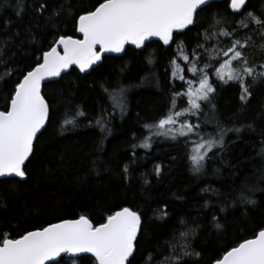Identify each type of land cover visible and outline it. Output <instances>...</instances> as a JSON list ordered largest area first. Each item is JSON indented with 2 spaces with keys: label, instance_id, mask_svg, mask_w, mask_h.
I'll return each mask as SVG.
<instances>
[{
  "label": "snow or ice",
  "instance_id": "1",
  "mask_svg": "<svg viewBox=\"0 0 264 264\" xmlns=\"http://www.w3.org/2000/svg\"><path fill=\"white\" fill-rule=\"evenodd\" d=\"M213 3L214 0H96L84 6L76 0H0V9L12 8L17 17H23L30 10L33 20L37 21L36 28L55 29L50 32L51 42L46 44L32 27L23 33L16 31L0 37L3 39L0 44V84L8 86L6 106L0 110V181L10 177L19 178L17 183L29 180L27 165L35 158L38 136L46 131V125L55 114V101L46 98L44 92L46 81L59 82L74 68L79 73L91 74L105 54H125L129 45L144 49L147 42L155 38L163 46L171 45L176 49L180 54L177 58L197 76L198 87L193 88L192 80L185 79L184 69L175 60L170 61L176 67L173 78L185 81L187 91L181 93L172 88L166 112L143 126L147 135L139 144H133V149L139 147L151 151L153 137L172 141L185 138L181 142L186 149L189 144L194 145L187 149V154L193 175L199 176L206 172L210 161L230 150V145L226 144L229 133L235 134L237 139L245 132L259 138L253 145L255 155L249 157L255 179L250 180L245 175L240 192L227 201H219L217 211L224 215L212 211L213 229L220 235L225 234L231 227L230 217L235 218L229 208L246 215L258 205L256 193H264V103L251 121L240 125H225L214 118L215 131L211 134L200 131V116L206 106L214 114L217 82L219 85H236L244 109L251 106L257 86L264 85V60L254 64L247 52L257 46V37L264 42V10H252L250 0H227L230 13L235 15L208 13L212 23L205 27L201 13ZM62 23L70 24L80 38L61 31ZM242 29L245 30L243 35L237 36ZM0 31L10 32V21H5ZM189 33L195 34L194 46H189L191 51L178 35ZM201 36L205 43H201ZM220 37L225 40L220 41ZM213 39L218 41L215 46L210 45ZM29 44L34 46L32 62L26 68L18 69L21 60L17 57L28 56L25 47ZM259 47L264 51V43ZM205 57L209 62L202 70L200 65ZM212 60L219 63L218 68ZM152 62L149 59V63ZM209 67L216 82L209 74ZM103 92L117 102L110 109L101 108L99 115L85 125L97 129L101 141L112 134L110 125L115 112L118 110L121 118L127 115V89L122 84L104 86ZM181 96L187 98V108L178 111L176 103ZM86 115L82 110H75L71 118H65L63 131L78 128L79 118ZM189 117H196L197 122H189ZM193 136L197 137L195 141L191 139ZM102 151L103 143L98 146V154L92 161L91 171L97 176L104 163L99 155ZM131 156H136L135 151ZM162 171L161 165L155 166L157 177ZM214 172L219 175L220 169L216 168ZM232 175H239V172L234 170ZM121 176L124 181H130L127 165L122 168ZM145 183H148L147 179ZM201 191L205 193L202 208L210 210L217 207L210 197L224 195L216 189L201 187ZM117 208L110 210L98 223H93L89 216L79 215L49 223L39 230H26L19 238L0 232V264H81L84 260H92V264H184L185 258H200L201 252L192 247V241L199 235L200 224L192 221L195 226L189 227V222L181 221L185 230L180 233L178 246L172 244L168 249L158 246L155 255L146 253L138 261L145 225L142 213L131 206L118 205ZM167 216L165 206L158 219L164 221ZM223 251L225 254L218 256L213 264H264V230L254 232L253 238H242V242Z\"/></svg>",
  "mask_w": 264,
  "mask_h": 264
},
{
  "label": "trees",
  "instance_id": "2",
  "mask_svg": "<svg viewBox=\"0 0 264 264\" xmlns=\"http://www.w3.org/2000/svg\"><path fill=\"white\" fill-rule=\"evenodd\" d=\"M76 2L87 6L96 0ZM250 8L256 12L264 10V0H250ZM217 12L235 15L230 13L227 0L214 2L211 8L201 13L205 27L212 23L208 13ZM5 21H10V32L0 31V37H7L16 31L23 33L32 27L43 37L42 43L46 44L51 42L50 32L55 31L45 27L36 28L37 21L33 20L30 10L23 17H17L12 8L0 9V29ZM61 31L80 38L70 24L62 23ZM244 31L242 29L237 32V36H242ZM178 35L191 51L189 46H194L195 34ZM219 39L225 40L224 37ZM200 40L205 43L203 36ZM2 43L3 39L0 38V44ZM217 43L215 39L210 41L211 46ZM260 43L264 42L257 37V46L247 50L254 64L264 60ZM33 47L30 44L25 47L28 56L17 57L21 60L17 65L18 69L31 64ZM179 55L173 46L165 47L158 41L146 44L142 51L128 46L121 57H105L91 74L83 75L73 69L70 75H64L59 82L46 84L44 92L46 98L55 101V114L36 142L35 158L27 165L29 180L17 183V178H10L0 181V232L4 235L11 233L19 238L26 230H39L49 223L78 218L79 215L89 216L93 223H98L102 217L106 218L110 210H118V205L131 206L142 213L145 221L138 261L146 253L155 255L158 246L162 249H168L172 244L178 246L180 233L185 230L181 221L189 222V227H194L191 222L196 221L200 224L199 235L192 241V247L201 252V256L185 258L184 264H213L218 256L225 254L224 249L242 242V238H253L254 232L264 230V199H261L264 193L259 192L255 196L258 205L246 215L229 208L230 212L235 213V218L230 217L231 227L225 234L216 233L210 222L212 211H217L220 206L219 201H227L240 192L245 183V175L250 180L255 179V169L251 167L253 162L249 157L255 155L253 145L259 139L256 134L241 133V138L237 139L235 134L229 133L226 144L230 145V150L224 152L222 157L218 156L210 161L206 172L199 176L193 175L191 170L187 149L193 145L189 144L186 149L181 142L185 138L172 141L155 137L151 151L132 147L146 137L143 126L166 112L172 88L175 87L181 93L187 91L185 81L173 78L172 73L176 71V67L170 61L175 60L184 69L185 79L192 80V87H198L197 76L177 58ZM149 59L153 62L149 63ZM208 62L207 57L202 59V70ZM211 63L219 67L217 61L212 60ZM208 71L212 75L210 67ZM212 79L216 82L214 75ZM115 84H122L127 89V115L121 118L117 110L110 125L112 134L101 141V133L85 125L99 115L101 108L110 109L117 102L103 92L104 86ZM7 87L0 84V110L6 106ZM239 94L236 85H219L217 82L215 112L213 114L206 106L200 116L201 123L205 117L210 123H205L207 130L211 133L215 131L214 118L229 126L251 121L253 114L264 103V99H261L264 97V85L257 86L251 106L246 109L242 108ZM186 108L187 98L179 97L176 109L180 111ZM75 110H82L87 115L79 118L78 128L63 131L65 118H71ZM188 119L189 122H197L196 117ZM191 139L193 141L194 136ZM101 143L103 151L99 155L104 163L100 165V175L97 176L91 169ZM132 151H135V157L131 156ZM125 165L131 172L129 182L124 181L121 176ZM156 165H161L163 169L158 177L154 173ZM229 165L232 167H228ZM216 168L220 169L219 175L214 172ZM234 170L239 175L233 176ZM145 179L148 183H145ZM201 187L224 193L219 198L210 197L216 208H202L205 193L201 191ZM165 206L168 216L161 221L158 217ZM217 214L224 215L218 211ZM81 264H92V260H84Z\"/></svg>",
  "mask_w": 264,
  "mask_h": 264
},
{
  "label": "water",
  "instance_id": "3",
  "mask_svg": "<svg viewBox=\"0 0 264 264\" xmlns=\"http://www.w3.org/2000/svg\"><path fill=\"white\" fill-rule=\"evenodd\" d=\"M220 1H223V0H214V2H220ZM78 35H79V37H80V34L78 33ZM153 41H157V40H155V38L153 39ZM153 41H150V42H153ZM150 42H147V44L148 43H150ZM159 42V41H158ZM162 43V42H161ZM128 47V46H127ZM129 47H131V48H133V49H136L134 46H132V45H129ZM136 50H139V51H142L143 49H136ZM124 54H120V55H117V54H105V57H108V56H114V57H121V56H123ZM104 57V58H105ZM103 58V59H104ZM103 59H102V61H103ZM102 61H101V63H102ZM101 63L99 64V65H97V66H94L95 68L96 67H98V66H100L101 65ZM75 69V68H74ZM78 70V69H77ZM82 74V73H81ZM83 75H88V74H83ZM48 83H52V82H49V81H46L45 82V85L46 84H48ZM46 128H47V125H46ZM43 131V130H42ZM39 137V136H38ZM10 178H14V177H10ZM10 178H6V179H10ZM17 179H19V178H17ZM59 223V222H58Z\"/></svg>",
  "mask_w": 264,
  "mask_h": 264
},
{
  "label": "rangeland",
  "instance_id": "4",
  "mask_svg": "<svg viewBox=\"0 0 264 264\" xmlns=\"http://www.w3.org/2000/svg\"><path fill=\"white\" fill-rule=\"evenodd\" d=\"M193 88H196V87H193ZM182 119H183V118H182ZM205 123H206V124H210V123L207 122L206 117L203 119V123H201L203 129L201 128L200 131H201L202 133H204V134H209V133H211V132H210L209 130L206 129L207 126L205 125ZM154 138H155V137H153V140H154ZM162 138H164V137H162ZM196 139H197V137L194 136L193 141H195ZM153 140H152V142H153ZM193 146H194V145H193ZM141 149H143V148H141ZM143 150H146V149H143ZM146 151H148V150H146Z\"/></svg>",
  "mask_w": 264,
  "mask_h": 264
}]
</instances>
